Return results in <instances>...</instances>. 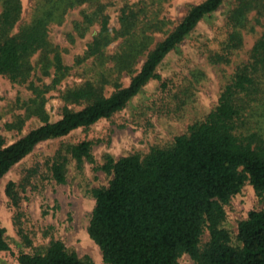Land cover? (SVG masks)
<instances>
[{
  "label": "trees",
  "instance_id": "trees-1",
  "mask_svg": "<svg viewBox=\"0 0 264 264\" xmlns=\"http://www.w3.org/2000/svg\"><path fill=\"white\" fill-rule=\"evenodd\" d=\"M83 1L86 0H40L34 19L14 31L22 1L1 0L0 74L13 81L27 78L32 70L30 57L49 45V21L56 13L63 17L69 8ZM223 2L204 0L192 6L177 27L148 53L129 85L119 86L109 95L104 94L101 83L91 80L68 88L63 95L66 105L57 120L50 121L43 109V97L33 86L38 96L30 100V110L40 114L43 124L9 144L0 135V178L38 143L89 127L125 108L151 79L161 77L157 68L166 55L179 49L197 24L202 19L210 20ZM251 12L261 22L264 0H232L226 12L228 36L222 51L216 52L217 58L229 60L231 49L242 44V30L250 22ZM97 13L102 20L101 30L78 57V63L103 55V47L111 41L108 16L102 7ZM93 21L86 15L76 28L84 34ZM131 27L132 19L125 15L122 32H129ZM141 50L124 53L121 69L132 71ZM54 51L53 58L42 68L47 74L54 67V81L59 82L71 66L64 63L58 48ZM69 104L83 106L74 109ZM255 104L257 109L259 104L264 105V31L249 59L238 65L218 104L204 119L176 135L168 146L154 147L146 155L106 156L100 168L112 178L107 186L92 189L96 205L88 227L105 264H179L183 253L190 254L195 264H264V209L251 210L239 222L238 244L232 242L230 230L223 226L225 205L246 181L264 199V131L260 124L255 128L254 122L258 121L251 119ZM92 147L91 140H82L67 145L65 152L59 149L51 165L57 181L66 180L70 156L79 162L94 161ZM7 192L16 204L14 183L8 185ZM206 228L210 239L201 247ZM4 233L0 227V251L14 256L18 264H88L59 239L52 240L44 250L17 253Z\"/></svg>",
  "mask_w": 264,
  "mask_h": 264
},
{
  "label": "rangeland",
  "instance_id": "rangeland-1",
  "mask_svg": "<svg viewBox=\"0 0 264 264\" xmlns=\"http://www.w3.org/2000/svg\"><path fill=\"white\" fill-rule=\"evenodd\" d=\"M21 1L22 13L14 31L34 19L40 0ZM202 1L86 0L69 8L63 17L56 13L57 17L48 24L51 46L49 41L46 49L30 57L29 76L13 81L0 74V135L9 144L43 124L40 114L30 110V100L38 96L34 87L43 97V109L50 121H54L62 116L66 105L63 95L68 88L91 80L101 83L104 94L109 95L119 86L129 85L148 53L177 27L192 6ZM231 2L224 0L210 20L202 19L179 49L170 51L159 64L157 72L161 77L151 79L125 108L89 127H79L66 136L38 143L0 178V227L5 229L6 240L17 253L44 250L52 240L59 239L88 264H105L100 246L88 231L96 205L92 189L107 186L112 178L100 165L108 155L114 158L131 153L146 155L154 147L168 146L176 135L187 132L191 124L204 119L218 104L224 87L238 65L249 59L254 43L264 31V18L257 22L255 12H251L250 22L242 30V44L231 49L229 60L217 58L215 54L222 51L228 36L226 12ZM100 7L108 16L111 41L103 47V55L78 63V57L101 30L102 20L97 13ZM86 15L94 21L82 34L76 25ZM125 15L133 22L129 32H122ZM54 48L61 51L64 63L71 66L59 82L54 81V67L47 74L42 68L53 58ZM140 49L132 71L121 69L122 55ZM82 106L69 104L74 109ZM252 111L255 114L251 119L258 121L254 122L255 128L260 124L264 131V105L259 104L257 109L255 104ZM82 140L93 142L94 161L79 162L70 156L66 180L57 181L51 169L57 151L65 152L67 145ZM10 183H14L17 193L16 204L7 192ZM261 209L264 199L246 181L225 205L223 226L230 230L234 244L239 243V222L251 210ZM209 239L206 228L200 246ZM0 264L18 263L14 256L0 251ZM179 264L195 262L190 254L183 253Z\"/></svg>",
  "mask_w": 264,
  "mask_h": 264
}]
</instances>
